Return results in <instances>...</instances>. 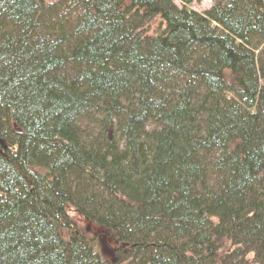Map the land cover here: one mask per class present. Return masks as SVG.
<instances>
[{
  "label": "trees",
  "instance_id": "16d2710c",
  "mask_svg": "<svg viewBox=\"0 0 264 264\" xmlns=\"http://www.w3.org/2000/svg\"><path fill=\"white\" fill-rule=\"evenodd\" d=\"M210 1L0 0V264H264V0Z\"/></svg>",
  "mask_w": 264,
  "mask_h": 264
},
{
  "label": "rangeland",
  "instance_id": "374dc122",
  "mask_svg": "<svg viewBox=\"0 0 264 264\" xmlns=\"http://www.w3.org/2000/svg\"><path fill=\"white\" fill-rule=\"evenodd\" d=\"M172 2L177 6L179 5V0H172ZM210 5V0H201V2L199 3H193L191 5V9L195 12L201 13L209 9ZM72 221L75 222L76 226L78 228L80 227L83 232L94 235L98 244L100 256L103 260L111 262L114 250L111 236L107 232H104L99 228H91L89 224H86V222L79 218L72 217Z\"/></svg>",
  "mask_w": 264,
  "mask_h": 264
}]
</instances>
